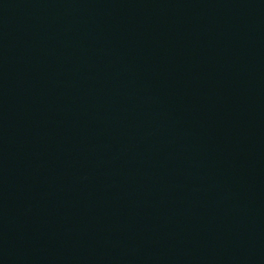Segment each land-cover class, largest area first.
<instances>
[{
  "label": "water",
  "instance_id": "obj_1",
  "mask_svg": "<svg viewBox=\"0 0 264 264\" xmlns=\"http://www.w3.org/2000/svg\"><path fill=\"white\" fill-rule=\"evenodd\" d=\"M0 264H264V0H0Z\"/></svg>",
  "mask_w": 264,
  "mask_h": 264
}]
</instances>
